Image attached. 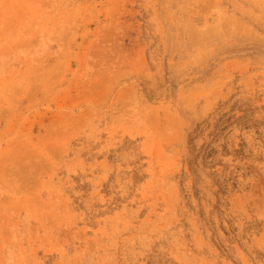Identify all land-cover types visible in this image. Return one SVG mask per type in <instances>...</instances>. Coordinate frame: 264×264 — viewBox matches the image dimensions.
Masks as SVG:
<instances>
[{"label": "rangeland", "instance_id": "374dc122", "mask_svg": "<svg viewBox=\"0 0 264 264\" xmlns=\"http://www.w3.org/2000/svg\"><path fill=\"white\" fill-rule=\"evenodd\" d=\"M0 264H264V0H0Z\"/></svg>", "mask_w": 264, "mask_h": 264}]
</instances>
